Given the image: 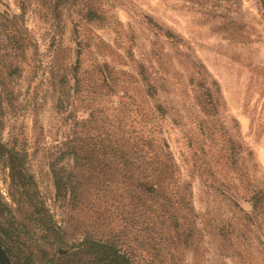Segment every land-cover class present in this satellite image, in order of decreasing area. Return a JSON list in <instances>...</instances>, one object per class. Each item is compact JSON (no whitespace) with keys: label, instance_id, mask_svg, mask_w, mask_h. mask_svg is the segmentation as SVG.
Wrapping results in <instances>:
<instances>
[{"label":"rangeland","instance_id":"obj_1","mask_svg":"<svg viewBox=\"0 0 264 264\" xmlns=\"http://www.w3.org/2000/svg\"><path fill=\"white\" fill-rule=\"evenodd\" d=\"M87 1L66 0L58 26L45 0H0V215L23 220L31 202H43L71 249L64 256L36 230L35 243L62 257L48 264H105L88 249L71 253L101 223L117 227V214L94 222V188L80 209L57 200L49 162L91 112L102 135L138 131L148 118L190 182L198 233L184 264H264V215L247 217L264 188V0H90L99 21L84 17ZM77 77L79 96L62 108ZM205 87L216 114L203 111ZM219 223L238 227L230 240L216 233Z\"/></svg>","mask_w":264,"mask_h":264},{"label":"trees","instance_id":"obj_2","mask_svg":"<svg viewBox=\"0 0 264 264\" xmlns=\"http://www.w3.org/2000/svg\"><path fill=\"white\" fill-rule=\"evenodd\" d=\"M45 1L54 22L61 26V7L66 0ZM83 12L88 21H99L104 17L90 0ZM165 34L172 41H177L172 32L167 31ZM78 46L82 44L79 42ZM83 51V47H79V55ZM78 62L77 67L80 66V57ZM104 75L106 80L109 79L110 74ZM72 87L70 96L73 100L69 97L60 99L59 105L62 108L68 101L73 105L79 96L78 77ZM148 94L156 96L154 85L149 87ZM200 103L204 113L216 114L213 95L206 87L201 93ZM156 111L163 116L167 109L158 101ZM150 122L145 118L140 122L138 131L129 128L126 131L120 129L119 132L111 127L102 135L103 127H100L91 112L80 130L79 126L76 128L60 155L49 162L57 200L69 197L74 206L80 209V205L89 198L90 189L94 188L97 193L91 204V209L96 213L94 222L106 219L103 216L107 213L111 214L109 216L117 214L120 220L117 227L101 223L105 228L100 227L99 235L85 234V237L74 243L77 251L71 254L77 255L88 249L107 261L105 264H184L182 253L196 243L198 215L192 202L190 182L183 178L169 141ZM99 127L101 130H98ZM7 158L10 168L15 171V156L8 155ZM103 197L111 200L109 207L101 205ZM252 201L253 212L247 213V217L258 218V215H264V188L254 191ZM19 208H22V204ZM23 212V220L0 215V243L13 264H20L21 261L25 264L55 263L62 258L57 255L59 252L66 256L71 251L69 242L64 239L67 231L58 225L45 203L31 202ZM118 227H121L118 233L107 231H116ZM215 228L216 233L225 241L230 240L238 227L219 223ZM36 230L40 231L41 238L47 241L52 238L51 244L57 245L59 252L50 253L35 243ZM137 250L140 253L136 256Z\"/></svg>","mask_w":264,"mask_h":264},{"label":"water","instance_id":"obj_3","mask_svg":"<svg viewBox=\"0 0 264 264\" xmlns=\"http://www.w3.org/2000/svg\"><path fill=\"white\" fill-rule=\"evenodd\" d=\"M0 263L1 264H13L12 259L7 253L6 249L0 244Z\"/></svg>","mask_w":264,"mask_h":264},{"label":"flooded vegetation","instance_id":"obj_4","mask_svg":"<svg viewBox=\"0 0 264 264\" xmlns=\"http://www.w3.org/2000/svg\"><path fill=\"white\" fill-rule=\"evenodd\" d=\"M1 244V243H0ZM3 246V245H2ZM4 247V246H3ZM5 248V247H4Z\"/></svg>","mask_w":264,"mask_h":264}]
</instances>
